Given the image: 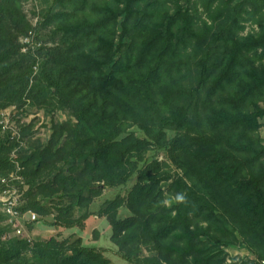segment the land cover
<instances>
[{
	"label": "trees",
	"instance_id": "16d2710c",
	"mask_svg": "<svg viewBox=\"0 0 264 264\" xmlns=\"http://www.w3.org/2000/svg\"><path fill=\"white\" fill-rule=\"evenodd\" d=\"M27 1L0 0V119L36 109L51 135L32 122L18 142L0 126V194L18 162L20 211L85 230L95 200L136 178L98 213L123 260L262 264L264 0H55L35 30ZM6 222L0 209V264H111L82 238L8 239Z\"/></svg>",
	"mask_w": 264,
	"mask_h": 264
},
{
	"label": "rangeland",
	"instance_id": "374dc122",
	"mask_svg": "<svg viewBox=\"0 0 264 264\" xmlns=\"http://www.w3.org/2000/svg\"><path fill=\"white\" fill-rule=\"evenodd\" d=\"M55 0H28L23 4V12L26 15L27 21L30 23L31 27L35 30L37 26L45 20V16L52 9ZM204 20L206 17L203 18ZM245 34L251 33L257 30V26L252 23L245 24ZM54 27L42 30L38 39H36V33L33 32L28 38H22L21 44L25 47L26 51L29 48L34 51L41 47V45L47 42L46 35ZM48 46H52L49 44ZM25 51V52H26ZM17 110L11 108L7 111V117L10 118L11 125L15 126L17 129L21 128L23 124H31L35 122V133L36 138L45 141L51 135V117L46 115L44 112H39L36 109H31L27 116H24L20 123H17L15 118ZM55 118L59 121H65L67 116L63 113L56 114ZM12 119V120H11ZM261 137L264 139V128L261 130ZM159 161L167 162L171 166L173 174L181 175V172L176 169V167L171 163V161L166 160L164 156L158 157ZM136 182V178H133L127 186L123 188L109 189L104 192L102 197L95 200L91 207L87 210L89 214V219L86 222L85 230L80 228L65 229L58 228L54 225L53 217L39 218L37 216V221L35 223H28L26 220L22 221L20 225L23 230V239L29 240H47L52 237L59 240L68 239L71 237L82 238L83 243L86 247L94 248L101 251L104 256L110 260L111 264H130L123 260L118 254L117 247L112 243V229L106 218L99 217V211L104 206L107 201H110L117 197L118 195L126 196L129 190L133 187ZM165 190L168 189V185L163 186ZM167 203H171V198L167 196ZM1 209V208H0ZM78 212L77 216H80ZM130 216V213L126 208H122L119 213V217L126 218ZM7 225V224H6ZM9 235V234H8ZM11 237L14 236V232L10 231ZM228 253L231 259H235L236 262L243 261L246 259H252L249 252L244 248H232L228 249Z\"/></svg>",
	"mask_w": 264,
	"mask_h": 264
},
{
	"label": "built area",
	"instance_id": "2783aa9c",
	"mask_svg": "<svg viewBox=\"0 0 264 264\" xmlns=\"http://www.w3.org/2000/svg\"><path fill=\"white\" fill-rule=\"evenodd\" d=\"M26 50L24 49L23 52ZM7 111H4L1 114L0 126L2 132L8 134L11 137V140L21 141L22 135L20 129H17L15 126L11 125L10 118L7 117ZM12 120V119H11ZM14 159V155H13ZM16 172L11 174L7 178L1 180L2 192L0 194V208L2 213L7 217V226L10 231L14 232V236L23 237V230L20 223L24 220L28 223H35L37 221V215L32 212L22 213L20 208L23 204V193L17 183L23 185L22 178L18 175L21 171V167L18 162H15ZM26 188L24 189V191ZM8 239L11 238L10 234L7 235ZM29 240V239H28ZM264 264V262H262Z\"/></svg>",
	"mask_w": 264,
	"mask_h": 264
},
{
	"label": "clouds",
	"instance_id": "9594fccd",
	"mask_svg": "<svg viewBox=\"0 0 264 264\" xmlns=\"http://www.w3.org/2000/svg\"><path fill=\"white\" fill-rule=\"evenodd\" d=\"M176 199H177V201L182 202L185 198H184V196L181 194V195H177Z\"/></svg>",
	"mask_w": 264,
	"mask_h": 264
}]
</instances>
